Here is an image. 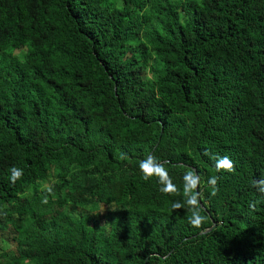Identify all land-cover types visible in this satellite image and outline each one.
Segmentation results:
<instances>
[{
  "label": "trees",
  "instance_id": "1",
  "mask_svg": "<svg viewBox=\"0 0 264 264\" xmlns=\"http://www.w3.org/2000/svg\"><path fill=\"white\" fill-rule=\"evenodd\" d=\"M5 229L1 264H264V0H0Z\"/></svg>",
  "mask_w": 264,
  "mask_h": 264
},
{
  "label": "rangeland",
  "instance_id": "2",
  "mask_svg": "<svg viewBox=\"0 0 264 264\" xmlns=\"http://www.w3.org/2000/svg\"><path fill=\"white\" fill-rule=\"evenodd\" d=\"M25 53V49L16 50L15 55L18 56V58H22L23 54ZM152 59H150L148 62L142 61V64L144 65V75L146 77L149 76V63ZM152 62V61H151ZM51 183V179H47L43 182L42 189H46L49 187ZM26 193H29L27 191ZM111 207L105 204H92L87 211L90 212V214L94 217V219L102 218L103 214L110 209ZM18 245L16 243V240L13 237V233L10 232L9 229L0 230V264L7 260L11 254H14L17 252ZM5 253V255H4Z\"/></svg>",
  "mask_w": 264,
  "mask_h": 264
},
{
  "label": "clouds",
  "instance_id": "3",
  "mask_svg": "<svg viewBox=\"0 0 264 264\" xmlns=\"http://www.w3.org/2000/svg\"><path fill=\"white\" fill-rule=\"evenodd\" d=\"M218 166L221 168H226L228 170H231V161L227 156L221 157L218 161ZM210 182L213 186H215L216 178L215 177L211 178ZM214 194H215V192H213V195ZM197 223H199V221H197Z\"/></svg>",
  "mask_w": 264,
  "mask_h": 264
},
{
  "label": "water",
  "instance_id": "4",
  "mask_svg": "<svg viewBox=\"0 0 264 264\" xmlns=\"http://www.w3.org/2000/svg\"><path fill=\"white\" fill-rule=\"evenodd\" d=\"M195 176H196V181H195V188H197V185H198V180H197V173L195 172ZM199 203H200V200H199ZM200 205H202L201 203H200ZM214 224V223H213Z\"/></svg>",
  "mask_w": 264,
  "mask_h": 264
}]
</instances>
